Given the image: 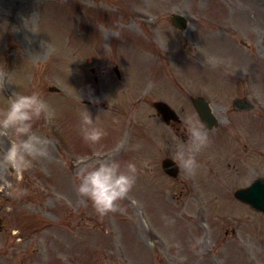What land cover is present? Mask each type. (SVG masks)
Segmentation results:
<instances>
[{"label":"rangeland","instance_id":"1","mask_svg":"<svg viewBox=\"0 0 264 264\" xmlns=\"http://www.w3.org/2000/svg\"><path fill=\"white\" fill-rule=\"evenodd\" d=\"M174 13L188 18L186 32L172 27ZM0 74V109L12 92L36 91L56 113L33 125L53 141L49 158L22 178L0 167V264H264V214L234 197L264 176V0H0ZM90 94L99 104L85 103ZM78 95L106 133L97 144L82 138ZM190 95L211 102L220 123L206 129L197 174L174 179L160 165L174 158L184 118L201 121ZM243 96L255 109L233 112ZM158 100L180 124L164 123ZM11 139L0 136V155ZM112 151L138 175L131 200L100 216L77 193V172Z\"/></svg>","mask_w":264,"mask_h":264},{"label":"clouds","instance_id":"2","mask_svg":"<svg viewBox=\"0 0 264 264\" xmlns=\"http://www.w3.org/2000/svg\"><path fill=\"white\" fill-rule=\"evenodd\" d=\"M219 62L216 57H209V63L213 66ZM6 84L0 78V93H3ZM78 98L80 103L84 99L81 95ZM87 98L92 104L100 102L91 94ZM82 106L79 113L82 138L87 143L97 144L106 133L97 126L91 111L83 104ZM55 115V111L39 92H12L7 107L0 109V136L12 137L6 150L0 155V167L14 170L22 178L35 161L49 158L54 147L53 141L34 131L33 125L40 119L50 122ZM184 126L187 140L177 141L174 159L184 173L195 176L199 168L197 156L210 145L211 140L205 124L193 116L184 118ZM135 148L138 149L139 145ZM137 175L138 169L134 162L122 165L116 159H101L94 165L79 169L76 191L81 197L91 201L100 216H105L119 211V202L128 197Z\"/></svg>","mask_w":264,"mask_h":264},{"label":"water","instance_id":"3","mask_svg":"<svg viewBox=\"0 0 264 264\" xmlns=\"http://www.w3.org/2000/svg\"><path fill=\"white\" fill-rule=\"evenodd\" d=\"M172 22L177 28L185 29L186 19L180 15L172 16ZM196 106V109L204 122V124L208 128H212L217 123L216 118L212 114L209 104L201 97H193L192 100ZM237 105L241 108L249 109L252 105L246 103L242 99H237L235 101ZM155 107L158 109L159 113H161L167 122H170L171 119L177 120V116L174 111L164 102H155ZM186 139V138H185ZM176 163L171 159H165L163 161V168L165 171L171 176H176L178 173V167L175 165ZM236 197H238L241 201L247 204H250L254 208L259 211L264 212V178H259L254 183L245 189H240L236 191ZM2 225V219L0 218V227Z\"/></svg>","mask_w":264,"mask_h":264},{"label":"bare ground","instance_id":"4","mask_svg":"<svg viewBox=\"0 0 264 264\" xmlns=\"http://www.w3.org/2000/svg\"><path fill=\"white\" fill-rule=\"evenodd\" d=\"M133 6H138V3H136V4H134ZM141 19V18H140ZM93 32L95 33L96 32V34L98 35V37L101 35V34H99V31L97 30V29H95V26H94V28H93ZM92 39H93V41H95V37L93 36L92 37ZM92 41V42H93ZM124 151H126V150H124ZM123 151V152H124ZM116 152L117 151H115V152H107V153H105L104 154V157H105V159H114L115 157H116ZM92 160H94L95 162H97V161H99V159H103L102 158V155L101 154H97V155H95L93 158H91ZM133 192V191H132ZM131 193V192H130ZM134 193V192H133ZM72 195V194H71ZM131 196H133L132 195V193H131ZM131 196H130V198H131ZM129 198V199H130ZM131 200V199H130ZM125 201V200H124ZM127 203V202H126ZM128 204V203H127ZM128 206H130V209H135V205H133V206H131V203L129 202V204H128ZM165 206H168V203L167 202H165ZM172 220V218H170V221ZM173 221V220H172ZM155 222V221H154ZM177 227H178V224H177ZM177 227H175V229L171 232V235L173 236V237H177V235L174 233V231L175 230H177V231H179L178 230V228ZM153 229V228H152ZM155 230V229H154ZM178 238V237H177Z\"/></svg>","mask_w":264,"mask_h":264}]
</instances>
